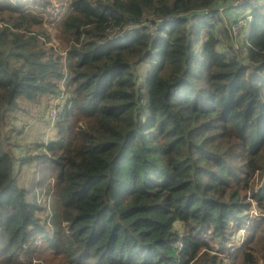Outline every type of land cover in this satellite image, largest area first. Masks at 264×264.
Segmentation results:
<instances>
[{"label":"trees","instance_id":"1","mask_svg":"<svg viewBox=\"0 0 264 264\" xmlns=\"http://www.w3.org/2000/svg\"><path fill=\"white\" fill-rule=\"evenodd\" d=\"M234 1L71 0L57 44L39 7L0 0V264H264V2L224 51ZM39 93L70 96L20 156ZM17 158L36 162L28 186Z\"/></svg>","mask_w":264,"mask_h":264},{"label":"rangeland","instance_id":"2","mask_svg":"<svg viewBox=\"0 0 264 264\" xmlns=\"http://www.w3.org/2000/svg\"><path fill=\"white\" fill-rule=\"evenodd\" d=\"M22 2L26 3L27 6L31 9H37L39 7L42 12L41 15L45 19V25L51 32L54 41L57 43L59 36L63 33L65 29V21L74 13V8L72 7L71 0H21ZM36 1L35 4H31L32 2ZM256 4H262L264 0H251ZM246 2L238 4L235 11L230 13V16H234L239 13V18L244 19L241 20L242 23L237 24L235 26H230L227 19L223 17V21L217 23V30L220 29L223 34L225 33V41L223 42L224 51H228L229 45L233 44V50L240 51L241 41L242 38L247 35V30L244 29V25L246 23V17H249V13L252 11L251 7L243 6ZM241 9V10H239ZM228 23L229 28L225 25ZM59 43V42H58ZM57 43V44H58ZM232 54V53H231ZM138 69L142 72L148 69L147 61L144 60L138 66ZM70 77L71 74L68 70L66 74V81H64V85L70 84ZM70 96V94L66 93L64 95L54 96L56 97L54 101H51V97H47L46 99H38L30 103L27 101L26 98L23 101V105L26 108V112L28 114H22L21 119L16 122V128L13 132V135L16 136L17 141L19 142L20 146L17 148L18 155L26 154H37L39 151H43V148L38 146L37 142L38 139L41 142L47 143L49 139H53L56 134V123L59 118L61 117V109L65 107L66 99ZM34 105V109L32 107ZM30 117H35L36 120L40 121V123L36 124ZM36 162L32 163H24L20 164V159L17 158L15 162V172L17 173V177L19 180L20 185L28 186L33 179L34 172L36 171ZM36 189L33 192L38 196H42L44 193H40ZM43 200L40 199L38 202H42ZM256 201L252 202V207ZM46 210L48 211L47 221H52V215L55 211H59V204L56 203V198L51 196V201L48 200V204L46 201ZM52 211V213H51ZM258 215V214H256ZM56 217V215H54ZM60 219L58 215L57 220ZM44 220V218H43ZM61 223V222H60ZM244 230L240 229L238 231V239L240 242L244 241L247 237V234H242Z\"/></svg>","mask_w":264,"mask_h":264},{"label":"built area","instance_id":"3","mask_svg":"<svg viewBox=\"0 0 264 264\" xmlns=\"http://www.w3.org/2000/svg\"><path fill=\"white\" fill-rule=\"evenodd\" d=\"M248 1H249V0H235V1H234V5H235V6H238V4H241V3H244V2L248 3ZM203 10H204L205 13H209V14L212 13V11H213V10L210 9V8H204ZM216 16L218 17V21H219V22H221V21L224 20L223 17H225V18L227 19V21H228V19H229L228 23H229L230 26H235V25H237V24H240V23H242L241 20H242V21L244 20V19H240L239 16H238V17H236V19H237L236 22H234L233 18H234L236 15H234L233 17L230 16V14H228V13L225 12V7H224V6H218V7H217V14H216ZM175 17H177V16L159 17V18L156 19V21H157L158 23H159V22L163 23L164 21H173L174 19H176ZM251 19H252V16H251V14H249V17H248V16L246 17V23H245V25H244V29H246V28L248 27V26L246 27V25H247V23H248ZM145 23H146V21L143 22V23H141V24H145ZM217 23H218V22H217ZM228 23H226V21H225V25H226L227 28H229ZM141 24H140V25H141ZM156 29H157V25H155V26H150V27H149V32H150V34H151V35H155V34H156ZM246 30H247V29H246ZM216 33H217V36H218L219 40L223 43V42L225 41V36H226V34H225V33L223 34V32H222L220 29H218V30L216 31ZM247 33H248V30H247ZM125 34H126V32H124V31H120V32H118V36H123V35H125ZM63 95H64V94H63ZM55 98H56V97H55ZM55 98H52L51 101H54ZM62 110H63V109H61V111H62ZM61 111H60V113H61ZM59 119H60V118H59ZM251 214H252V215H256V214L261 215L262 213L259 212V211L257 210L256 206L254 205V208L252 207V209H251ZM242 230H245V227L242 228ZM243 232H244V231H243ZM180 247H182V243H180Z\"/></svg>","mask_w":264,"mask_h":264},{"label":"crops","instance_id":"4","mask_svg":"<svg viewBox=\"0 0 264 264\" xmlns=\"http://www.w3.org/2000/svg\"><path fill=\"white\" fill-rule=\"evenodd\" d=\"M239 10H241V9H239ZM237 13V12H236ZM238 14V13H237ZM71 16V15H70ZM65 23H66V21H65ZM48 96L45 94V93H39V96H38V99H46ZM49 98V97H48ZM37 99V100H38ZM22 100H25V99H22ZM32 107H33V109H34V105L32 104Z\"/></svg>","mask_w":264,"mask_h":264}]
</instances>
